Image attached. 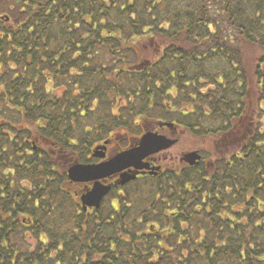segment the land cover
I'll list each match as a JSON object with an SVG mask.
<instances>
[{"label":"trees","instance_id":"16d2710c","mask_svg":"<svg viewBox=\"0 0 264 264\" xmlns=\"http://www.w3.org/2000/svg\"><path fill=\"white\" fill-rule=\"evenodd\" d=\"M0 13V264H264V0H0ZM148 118L221 138V156L82 211L47 148L85 161Z\"/></svg>","mask_w":264,"mask_h":264},{"label":"flooded vegetation","instance_id":"af4514ba","mask_svg":"<svg viewBox=\"0 0 264 264\" xmlns=\"http://www.w3.org/2000/svg\"><path fill=\"white\" fill-rule=\"evenodd\" d=\"M2 16V13H0V17ZM2 21V19H0ZM3 68H0V96L6 95V89H5V82L2 81V78L4 76ZM164 121H169L172 124L171 125H163L162 123ZM183 121L179 119H171V120H164V119H153V124L148 125L147 121H142L140 125V131L138 134H135L132 136L131 132H128L127 129L124 131H117L113 128L109 131V134L100 139L95 141L91 147L90 152L86 156L85 161H73L69 162L67 151L63 147H48L49 149V155L50 160L55 165L61 166L62 171H65L67 173V169L70 166V164L74 162H82V163H99L105 160H108L111 156H113L115 153H117L120 150L127 149L133 144H135L138 141V138L145 132V131H153L157 132L158 134H163L165 137L176 139L177 141L171 145L170 147L160 150L158 152L152 153L147 155L142 159L144 165H147V168H142L139 170V172L136 174L135 179L129 180V182L124 184H118L119 175L125 170H131L134 171L133 167H127L124 170H120V172H113L109 175H106L104 177L98 178L97 181L100 182L102 185L109 186V190L106 194L103 195L100 205L98 208H95L94 206H86L83 208V205L80 200L81 194L83 192H86L89 190L92 186L95 180H87V181H69L67 184L71 186L72 188V194L74 197V201L76 205H78L82 211L85 212H92L99 210L101 208L103 209H110L115 208L117 206V195L121 194L125 191V188H127L128 185L132 184L133 182L141 183L148 180H155L157 179H165L170 173H176L179 174L182 171L189 170L192 171V169L196 168L197 166H201V164L208 166L209 164H212L209 159H204L202 148L201 147H189L187 150L177 149L172 150L173 147H175L177 144H179L180 141V135H184L185 133L188 134V136H193V133L191 130L188 129L187 125H184L182 123ZM12 127H4V131H10ZM119 130H123L119 128ZM189 130V132L187 131ZM179 135V136H178ZM196 139L197 136H194ZM213 138V137H212ZM218 139H214L216 144L213 145L212 151L213 154L218 150L221 153V148L219 147L220 144H223V140L219 137H215ZM43 139L42 137H39L36 133H33L29 138V144L30 148L28 149L29 152L35 151L39 148L38 142ZM45 145H49V143H45ZM99 148L103 149V157H98L93 154V150H99ZM204 149V148H203ZM196 150L200 153L201 159L196 164H190L187 161L186 154L189 152ZM205 150V149H204ZM209 153V152H208ZM217 153V152H216ZM216 155L212 159L219 157L221 155ZM210 155V153H209ZM211 160V159H210ZM68 177V175H67Z\"/></svg>","mask_w":264,"mask_h":264},{"label":"water","instance_id":"95a60500","mask_svg":"<svg viewBox=\"0 0 264 264\" xmlns=\"http://www.w3.org/2000/svg\"><path fill=\"white\" fill-rule=\"evenodd\" d=\"M3 17V16H1ZM163 125H171L170 122H163ZM177 140L165 137L163 134H158L153 131H145L139 138L138 141L127 149H123L115 153L108 160L99 163H80L74 162L70 164L67 169L68 179L70 181H87L95 180L93 186L83 192L80 196L83 208L86 206H94L98 208L100 201L104 194L109 190V186L102 185L97 181L98 178L104 177L111 173L120 172L127 167H133L134 171L125 170L119 175L118 184H124L133 180L136 174L142 168H147V165L143 163L142 159L149 154L158 152L166 149L173 145ZM103 149L93 150V154L98 157H103ZM193 150L186 154L187 161L190 164H196L201 156Z\"/></svg>","mask_w":264,"mask_h":264},{"label":"rangeland","instance_id":"374dc122","mask_svg":"<svg viewBox=\"0 0 264 264\" xmlns=\"http://www.w3.org/2000/svg\"><path fill=\"white\" fill-rule=\"evenodd\" d=\"M62 89V88H61ZM61 89H58L56 91V93L59 95L61 93ZM154 115V114H153ZM155 117V115L153 116ZM145 121L148 122V125H151L153 124V118H148L147 120L144 119ZM135 135V133H132V136ZM179 136V135H178ZM210 136V135H209ZM209 136H206V137H198L197 139L194 137V136H188L187 133H185L184 135H180V141H179V144H177L175 147L172 148V150H179V149H182V150H187L189 147H192V148H195V147H201L202 148V153H203V156H204V159H212L213 157H215V154L219 155L220 154V151H216L214 154H213V151L212 149L213 148V145L216 144L217 141H215L214 139H218V138H212V137H209ZM205 150H204V149ZM221 150V149H220ZM210 155H209V153ZM142 183V182H141ZM134 184H137V182H134L132 183L130 186H128L130 188H132L134 186ZM127 189V190H128ZM34 239H32V243H34ZM30 242H31V239H30Z\"/></svg>","mask_w":264,"mask_h":264}]
</instances>
